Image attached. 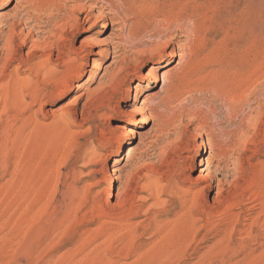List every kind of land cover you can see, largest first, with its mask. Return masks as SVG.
I'll return each instance as SVG.
<instances>
[{"label": "rangeland", "instance_id": "1", "mask_svg": "<svg viewBox=\"0 0 264 264\" xmlns=\"http://www.w3.org/2000/svg\"><path fill=\"white\" fill-rule=\"evenodd\" d=\"M0 10V82L70 54L29 111L0 109V264H264V0Z\"/></svg>", "mask_w": 264, "mask_h": 264}, {"label": "bare ground", "instance_id": "2", "mask_svg": "<svg viewBox=\"0 0 264 264\" xmlns=\"http://www.w3.org/2000/svg\"><path fill=\"white\" fill-rule=\"evenodd\" d=\"M9 4H10V1H7L5 3L6 6ZM93 7H91V8H93ZM84 11H85V9H84ZM1 12H2V10H0V16H2L4 13V12L3 13H1ZM0 29H2L1 26H0ZM63 45L64 44L62 43V46H60L58 48H56V47L46 48L48 46H44V47L40 46L41 50L44 52V55H42L43 57H40L35 63L30 65L27 69H24V70L17 69L14 74H11L8 76L5 75V77L2 78V80L0 82V109H1L2 114H5V116H6L5 117L6 122H8V119L10 118L11 114H13V113L16 114L17 113L16 111H20L22 106H24V108H23L24 110L26 109L29 111L32 108L33 104L35 102H37L38 99L40 98L42 91L44 89H46L47 87H49L52 84V82L57 80L56 78L61 73L60 66H62V63L65 64L66 61H70V59H69L70 54L68 51V47H67V49H65L63 47ZM55 51H57L56 56L54 55ZM67 56H68L69 60L65 59ZM26 71H28L29 74L25 77L21 76V73L26 72ZM64 115H65V113H64ZM2 119H3V117L0 116V121ZM124 129L127 132L128 131L135 132L133 129H130L128 127H124ZM131 138L132 137H129V139H131ZM129 167H130V164L127 163L126 166L124 167V169L121 171V173H119V175L116 176L117 182H123L127 179V177L129 176ZM199 177L202 178L203 182L206 183V185L202 188V190L207 191V192H211L215 188L214 180L206 179V173L203 169L201 170V174ZM159 178L154 176V175H150L148 177L149 182L145 186L146 189L148 190V193H149L147 203L148 202L150 203V205H149L150 209L156 208V207H161L164 203L162 201V198H161L162 194L164 192V189H163L162 181ZM109 187L111 189L114 188V186H112V185ZM106 189H108V188H106ZM220 190H221V184L218 185V194H219ZM110 194H114V193L110 192ZM124 196H126V195H124L122 192L117 193V197L119 199H123ZM107 215H109V214H107ZM110 218H109V220H110ZM163 220H164V217H159L156 221V223L159 224V226H160V230L158 231L157 239L154 241L152 247H156L158 245L163 244L165 242V236H166L165 227L176 224V222H177L175 220L170 219L167 222L163 223L162 222ZM106 222H110V221L106 220ZM116 223L122 224V222H120V221L119 222L117 221ZM126 226H129L130 228H132L134 226V229L138 227V225H136L134 223L127 224ZM169 228L170 227H168V229ZM152 250H154V249H152ZM142 253L148 254L150 252H149V249H145L144 251L141 252V254ZM151 253L153 254V252H151Z\"/></svg>", "mask_w": 264, "mask_h": 264}]
</instances>
